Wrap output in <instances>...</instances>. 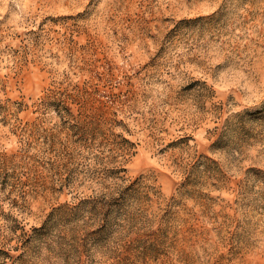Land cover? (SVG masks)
<instances>
[{
  "label": "rangeland",
  "instance_id": "obj_1",
  "mask_svg": "<svg viewBox=\"0 0 264 264\" xmlns=\"http://www.w3.org/2000/svg\"><path fill=\"white\" fill-rule=\"evenodd\" d=\"M0 153L23 264H264V0H0Z\"/></svg>",
  "mask_w": 264,
  "mask_h": 264
},
{
  "label": "trees",
  "instance_id": "obj_2",
  "mask_svg": "<svg viewBox=\"0 0 264 264\" xmlns=\"http://www.w3.org/2000/svg\"><path fill=\"white\" fill-rule=\"evenodd\" d=\"M82 94L77 95L78 100L85 99L82 97ZM68 98V95H61L55 89L50 90L44 96L45 102L50 107L55 108L54 110L61 118L69 120L72 112L69 109ZM17 158L16 154L0 153V194L4 193L9 187L11 190L8 192L12 197V202L17 197H20L22 200L21 196L23 193L18 188L24 185L23 178L26 176L25 174L21 175L18 165L14 163ZM16 191H18L17 194L15 193ZM82 203L87 202L83 201ZM3 219L5 220L3 224L5 229L0 231V264H23L25 262V250H27L28 245L32 244L35 238L42 236L47 226L42 224L40 227L26 229L17 218H13L9 214L3 215Z\"/></svg>",
  "mask_w": 264,
  "mask_h": 264
}]
</instances>
